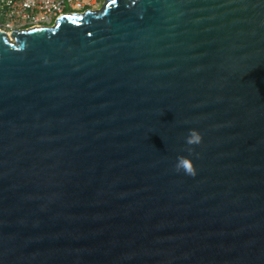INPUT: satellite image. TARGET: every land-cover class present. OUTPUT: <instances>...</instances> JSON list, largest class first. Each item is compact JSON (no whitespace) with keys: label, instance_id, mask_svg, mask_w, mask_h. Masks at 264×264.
Here are the masks:
<instances>
[{"label":"water","instance_id":"1","mask_svg":"<svg viewBox=\"0 0 264 264\" xmlns=\"http://www.w3.org/2000/svg\"><path fill=\"white\" fill-rule=\"evenodd\" d=\"M0 264H264V0L1 31Z\"/></svg>","mask_w":264,"mask_h":264},{"label":"built area","instance_id":"2","mask_svg":"<svg viewBox=\"0 0 264 264\" xmlns=\"http://www.w3.org/2000/svg\"><path fill=\"white\" fill-rule=\"evenodd\" d=\"M103 2L104 0H0V32L10 35L14 30L53 26L64 14L95 10L94 6Z\"/></svg>","mask_w":264,"mask_h":264},{"label":"clouds","instance_id":"3","mask_svg":"<svg viewBox=\"0 0 264 264\" xmlns=\"http://www.w3.org/2000/svg\"><path fill=\"white\" fill-rule=\"evenodd\" d=\"M203 136L202 133L193 128L190 129L189 134L186 138V143L188 145H197L202 142ZM176 170L183 171L187 175L195 176L197 174V168L193 159L188 156L181 155L177 158V163L175 165Z\"/></svg>","mask_w":264,"mask_h":264},{"label":"rangeland","instance_id":"4","mask_svg":"<svg viewBox=\"0 0 264 264\" xmlns=\"http://www.w3.org/2000/svg\"><path fill=\"white\" fill-rule=\"evenodd\" d=\"M101 5H102V3H100V4H98V5H95V6H94V9H97V8L101 7Z\"/></svg>","mask_w":264,"mask_h":264}]
</instances>
